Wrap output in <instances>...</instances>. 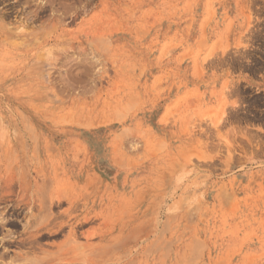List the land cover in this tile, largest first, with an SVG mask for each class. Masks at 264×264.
Instances as JSON below:
<instances>
[{"label":"rangeland","instance_id":"1","mask_svg":"<svg viewBox=\"0 0 264 264\" xmlns=\"http://www.w3.org/2000/svg\"><path fill=\"white\" fill-rule=\"evenodd\" d=\"M9 178L78 195L107 264H264V0H0Z\"/></svg>","mask_w":264,"mask_h":264},{"label":"bare ground","instance_id":"2","mask_svg":"<svg viewBox=\"0 0 264 264\" xmlns=\"http://www.w3.org/2000/svg\"><path fill=\"white\" fill-rule=\"evenodd\" d=\"M32 167V164H30L29 168L32 169ZM24 180L21 178L16 184L15 179L9 178L3 182V188L0 187V207L3 206V208H0V225L2 227H14L18 223L16 222L17 218L26 210L23 213L22 221L24 224L21 225V232L15 236H12L11 232L8 235V240L0 242V264H54V262H56L55 264H65V261L69 260L68 257L75 258L82 255L85 259H88L86 260L89 262L88 264H107L111 261V257L123 248L121 243L124 240L127 243V238L116 242L106 241L107 227L104 218L94 212L85 211L79 196L73 197L67 188L52 185L47 186L49 188H46V186L39 188L37 184L31 185ZM14 187L19 189L20 193H17L20 195L19 199L13 191ZM14 194L17 200H10L9 198ZM82 196H85V194ZM64 206L65 209L62 208ZM54 209H57L56 213L53 212ZM126 212L128 211L124 213ZM117 213L119 212H116V215ZM91 224H95L94 227ZM88 225H91V228ZM85 227H89L88 230ZM58 237H61L62 240L59 244L53 245L56 252H47L42 241ZM79 238H85V241L97 238L99 244L97 246H81L78 241ZM132 240L134 241V239ZM14 250L18 252L15 253ZM10 254L12 255L10 256ZM81 260L79 259V261ZM73 261L75 262L77 259L69 260L71 263Z\"/></svg>","mask_w":264,"mask_h":264}]
</instances>
